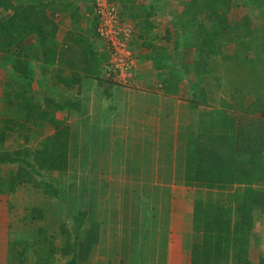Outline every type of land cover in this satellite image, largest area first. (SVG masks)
<instances>
[{"label":"trees","instance_id":"trees-1","mask_svg":"<svg viewBox=\"0 0 264 264\" xmlns=\"http://www.w3.org/2000/svg\"><path fill=\"white\" fill-rule=\"evenodd\" d=\"M241 5L264 12V0H188L179 25L186 37L173 42L182 57L181 72L193 79L191 104L205 109L198 133L187 138L178 172L183 185L197 194L191 264H264V254L255 263L248 258L252 223L264 215V26L253 28L247 14L229 19ZM70 7L67 0H0V198L33 182L50 191L51 175L66 167L68 129L54 114L72 107L70 98L55 94L54 82L36 94L32 67L38 52L40 72L45 75L55 65L56 15ZM88 23L95 24V17ZM90 34L98 38L94 25ZM156 50L154 63L171 58L165 49ZM239 52L252 54L243 71L235 64ZM92 58L94 69L86 68L87 75H99L104 65L115 76L108 71L107 56ZM59 83L71 86L66 80ZM46 128L53 133L46 135ZM31 141L41 149L30 147ZM59 218L54 209L32 210L24 222L39 219L48 230L16 234L7 264H87L98 239L96 222L90 219L82 231L86 214L80 215L72 231L68 215L53 230Z\"/></svg>","mask_w":264,"mask_h":264},{"label":"crops","instance_id":"crops-1","mask_svg":"<svg viewBox=\"0 0 264 264\" xmlns=\"http://www.w3.org/2000/svg\"><path fill=\"white\" fill-rule=\"evenodd\" d=\"M67 1L71 7L55 19L58 25L55 65L45 75L40 72L38 52L32 67V82L38 88L33 89L36 94L54 82V93L70 98L68 103L72 107L54 114L68 129L66 167L53 172L48 181L50 191L37 188L33 182L0 198V217H8L0 225L5 230V239L0 242V264H7L9 245L16 241V234L26 232L24 235L28 237V232L39 230L41 234L48 230L45 221L24 222L34 209H54L61 222L53 230H58L68 215L72 231L80 215L86 214L82 231L88 229L90 219L96 222L98 239L87 264H191L193 207L197 194L194 188L183 185L184 178L178 172L184 165L187 138L198 133L199 115L205 109L191 104L193 79L181 72L182 57L173 47L174 38L186 37L179 25L185 20L181 12L188 0H114L120 24H132L128 46L134 69L130 82L109 76L104 65L99 75H87L86 68L94 69L92 55L99 60L107 55L103 43L90 34V27L95 24L88 23V19L94 18L89 1ZM70 9L75 13L74 18L70 16ZM147 24L150 26L146 27ZM159 47L171 54L161 65L153 61ZM160 78L168 83L163 84ZM64 80L71 82L67 89L59 83ZM46 132L50 135L53 129L46 128ZM29 146L41 149L39 143ZM135 159H138L136 163ZM1 171L4 174L7 169ZM58 183L62 189L55 187ZM87 183L91 190L85 193ZM145 184L150 191L144 190ZM163 189L168 194L161 192ZM90 191L95 196L92 203L88 200ZM148 195L160 200L159 204H163L164 198L168 200L164 212L170 218L169 227L166 231L161 229L159 233L163 235L155 243L138 239V249L124 245L133 230L130 224H123V218H116L117 224L113 225L98 222L95 212L92 213L94 199L102 206L101 214L109 217L114 208L122 215L135 209L134 202H127L124 213L123 200L138 202L150 199ZM67 197L74 210L70 213H66ZM163 206L159 205V210ZM141 223L133 228L139 237L147 232ZM149 226L159 231L160 224ZM78 249L77 246L76 252ZM260 254H255L251 243L250 262H257Z\"/></svg>","mask_w":264,"mask_h":264},{"label":"rangeland","instance_id":"rangeland-1","mask_svg":"<svg viewBox=\"0 0 264 264\" xmlns=\"http://www.w3.org/2000/svg\"><path fill=\"white\" fill-rule=\"evenodd\" d=\"M263 13H264L263 11L260 13V11H258L255 8H252L249 6L244 7L241 5L237 8H233V10L228 15V18L237 21L243 15L247 14L251 18V26L253 28H255V27L258 28L260 26H264V18H262L264 16ZM128 23L130 24V22H128ZM130 26H131V31H130V39H131L132 38V24H130ZM232 50H233L232 46H230L227 49V51H229V52H231ZM251 55H252L251 53H249L248 55H244L243 53L239 52L238 60L235 64H238L240 69L249 66L250 63L253 61ZM241 71H243V69ZM36 86H37V83L33 82L32 88L37 90L38 88ZM35 93H37V92H35ZM48 133L49 132H45L46 135ZM30 143L31 144L38 143V141H35V142L31 141ZM127 143H130V141ZM136 143H138V141H136ZM137 161H138V159H135L134 163H136ZM38 180H39V183L42 184L41 180L40 179H38ZM55 187L62 189V186L59 183L55 184ZM148 187H149L148 184H145L144 190L150 191V188H148ZM88 190H91V188L89 187V185L87 183L84 186V192L88 193ZM153 191L156 193V192H158V189L156 187H153ZM161 192H164V194L165 193L168 194L167 189H163ZM148 196L150 199H147V200L144 199V200H141L138 202H137V200H134V199L133 200L127 199L125 201L123 200V202L125 203L123 205L124 213H126V209L128 208L127 202H130V201L134 202L135 209L129 210L127 215H122V214H120L119 211H117V208H114L112 210V212L110 213L109 217H106V216H104V214H101L100 209L102 208V206H99V204L97 202L98 200L94 199L92 213L95 212L96 215L95 214H93V215H95L94 218H96L98 222H100V221L105 222L106 221V223L110 222V223H113V225H115V224H117L116 222H114L116 218H123L124 220L123 219L122 220H123L124 225L130 224L129 227H132L133 231L132 232L130 231V236L127 237V240L129 242L127 243L124 241V245L130 244L131 247L137 248L139 246L138 239L146 240V242H148V244L149 243L152 244V243L156 242L155 241L156 239H158V240L161 239V236L163 235V233H159V232L161 231L162 228H163V231H166V229L169 227L168 225H169L170 218L168 217V214H166L164 212V210L168 207V200L166 198H164L162 200L163 204H159L160 200H157L155 198H151L150 195H148ZM92 197H95V196L90 191V198L88 199L89 203H92ZM67 198L69 199V197H67ZM65 204L67 206L66 207V209H67L66 213H67V211L69 213H70V211L71 212L74 211L71 208L70 199L67 200L65 202ZM159 205H164L162 207L163 208L162 210H159ZM111 206H113L112 203H111ZM90 216H92V214H90ZM124 216H126V218H124ZM158 216H162V218H157ZM91 218H93V217H91ZM7 219H8V217H6V216L2 217V218L0 217V225H3V223L5 221H7ZM140 221H142L141 224H143V229L145 231H147L144 233L143 237H139L138 232L133 229L135 227V225L136 226L140 225ZM120 222H118V223H120ZM131 224L134 226H131ZM156 224H160V227L158 229L159 231L153 230L152 227L149 226V225H155V227H156ZM4 235H5V230L0 226V242L1 243L5 239ZM251 243L255 246V254L256 255H258V252H259V254L262 252L264 253V215H262V217L256 219L252 223L249 248H250ZM253 253H254V251H253ZM248 255H249V249H248ZM258 259H259V257H258ZM134 260H137L136 257H134Z\"/></svg>","mask_w":264,"mask_h":264},{"label":"built area","instance_id":"built-area-1","mask_svg":"<svg viewBox=\"0 0 264 264\" xmlns=\"http://www.w3.org/2000/svg\"><path fill=\"white\" fill-rule=\"evenodd\" d=\"M96 19L95 31L107 55L108 71L121 82H130L134 58L129 49L131 26L120 24L119 12L112 0H90Z\"/></svg>","mask_w":264,"mask_h":264}]
</instances>
